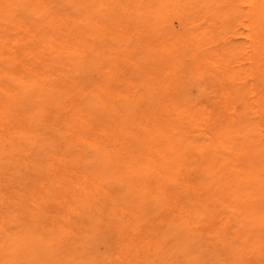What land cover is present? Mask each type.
<instances>
[{
	"label": "rangeland",
	"instance_id": "1",
	"mask_svg": "<svg viewBox=\"0 0 264 264\" xmlns=\"http://www.w3.org/2000/svg\"><path fill=\"white\" fill-rule=\"evenodd\" d=\"M55 1L64 7L63 28L32 0H13L12 14L6 12V3L0 10V264H154L156 256L134 249L142 238L156 231L172 238L174 232L196 229L201 243L197 253L217 264L216 256L225 248L210 234L215 220L207 213L190 216L186 208L168 205L185 192L191 198L182 172L192 181L219 179L220 162H228L246 139L264 157V63L249 58L251 41L238 23L240 16L216 15L217 3L208 8L206 0H91L87 11L79 9L81 0ZM95 16L112 28L106 38L85 28ZM76 17L85 30V43L93 45L91 55L95 46H103L100 58L77 51L68 60L61 52V40L72 37ZM220 19L228 21L227 26L213 24ZM207 30L214 34L205 39ZM68 32L71 35H65ZM215 39L234 50L230 74L207 56ZM237 88L241 93L233 97ZM223 109L235 126L227 138L211 136L209 126L188 115V110L219 115ZM164 127L172 140H182L181 147L165 148L174 166L170 169L178 171L165 182L169 198L163 190L140 189L147 175L135 170L141 167L143 152L164 137ZM181 154L187 162L180 161ZM226 170L232 166L226 164ZM87 178L103 182L108 192L89 191ZM194 194L210 199L213 213L223 217L238 205V200L213 189ZM169 216L176 219L174 231ZM235 242L238 253L257 259L255 234H236ZM43 250L47 256L41 255Z\"/></svg>",
	"mask_w": 264,
	"mask_h": 264
},
{
	"label": "bare ground",
	"instance_id": "2",
	"mask_svg": "<svg viewBox=\"0 0 264 264\" xmlns=\"http://www.w3.org/2000/svg\"><path fill=\"white\" fill-rule=\"evenodd\" d=\"M90 1L91 0H81L79 9H82L83 11H85L88 7H90ZM171 1H174V0H166V3L170 4ZM32 2L33 3L35 2V4H37L36 7H39V4H41V7L45 8L47 12L52 13L55 16V19L57 18L58 25L60 26V28L61 27L63 28L62 24H63V21L65 20V16L63 15L64 7L61 4H57L55 0H32ZM4 3L7 4L5 6L6 12L9 13V14H12V8H13V5H14L13 0H4V2H0V10L3 9V4ZM213 3H217L218 8H219V9H217L215 11L216 15H221V14L226 13L231 18H232V16H236V17L240 16L238 18V23L243 25L244 29L246 28L248 30L247 36L249 37V39L251 41V45L250 46H251V49H252V51H251L252 53L250 54L249 58L251 59L252 62L256 61V62L264 63V0H206V4L207 5L205 3H204V5H206L208 8H211ZM109 4H110V2H109ZM164 10H165V7H164ZM75 21H76L77 25H76V27H75V29L73 31L72 37H70V39H69V38H67L65 36V35H69L70 34V32H68V33H66L64 35L65 36L64 39L61 40V44H62L61 52L63 53L64 57L67 58L68 60H72V58L74 59L72 54L73 53L75 54L77 51H80L81 53L86 54L85 57H90V56L93 55V54L91 55V51H92L91 48H92L93 45H90L89 43H88L89 44L88 45V44L85 43V35H84L85 30L83 28L82 29L79 28V26L81 25L80 18L76 17ZM89 22H90V24L87 21L86 24L88 26L86 25L87 27H85V28L87 30H89L91 28L97 34H99V35H101L102 37H105V38L109 35V32L112 29L111 26L108 25L107 21L101 23L99 21L98 17H96V16H95L94 20H89ZM227 23H228V21L225 22L223 19H220V21L214 22L213 24H218L219 26L224 28L225 26H227ZM27 28H29V27H27ZM161 29H162V27H161ZM238 29L239 28H237V30ZM213 30H214V28H213ZM174 33H175V31H174ZM178 33H180V31ZM213 34H210V31L207 30V31L204 32L203 38L207 39L206 37L208 35L212 36ZM179 36H181V35H179ZM171 37H172V35H171ZM184 37H182V38L184 39ZM235 37H238V35L235 36ZM230 39H231V37H230ZM179 40H178V42H179ZM190 41H191V39H190ZM183 42H184V40H183ZM214 43H215V46H214ZM205 44H207V43L205 42ZM199 45H201V44H199ZM212 46L213 47H210V49H211L210 52L211 53L209 55H207V56H209L210 59L213 62L217 63L220 66V69H221L222 72H224V73L228 72L230 74V71L228 69H229V64L231 62L230 60L231 59L233 60V58L235 56L234 50L232 48H230V47H226L225 44L221 43L220 41H218L216 39H215V42H213ZM228 46H229V44H228ZM170 47H171V45H170ZM205 47H206V45H205ZM239 47H241V46H239ZM199 48H201V46ZM94 49H95L94 51H95L96 55L94 54V56H92V57L93 58H97V59L100 58V55L103 54V51H105L103 46H101V45L95 46ZM175 49L177 50V48H175ZM204 49H206V48H204ZM210 49L208 48V50H210ZM243 50H244V48H243ZM208 53H209V51H208ZM201 54H202V52H201ZM203 54H204V52H203ZM196 55H199L198 57H200V51H197ZM205 55L206 54H204V56ZM189 57H190V55L188 56V58ZM202 58H203V56H202ZM200 60H202V59H200ZM185 62H186V60H185ZM193 65H195V64H193ZM196 65L198 66V64H196ZM210 69H212V68L210 67ZM207 70H209V69H207ZM202 73L203 72H200V74H202ZM164 75H166V73H164ZM216 75L217 74H215V77H216ZM242 75L243 74H241V76ZM111 76H113V75H111ZM200 76H202V75H200ZM234 76L236 77L237 75L234 74ZM177 78H178V76H177ZM92 79H89V80H92ZM76 80H77V78H76ZM78 81H80V80H78ZM171 81L174 82V80H171ZM81 83H83V82H81ZM247 83H249V82H247ZM173 85L175 86V84H173ZM180 85H181V83H180ZM235 85L236 84H234V87H235ZM88 86H90V85H88ZM117 87H118V85H117ZM243 87H244V85H243ZM231 88H233V86ZM245 88H246V85H245ZM254 90H256V89H254ZM237 91L240 92V90H238V88H237L236 93H234L232 95L233 97H235L237 94H239ZM243 91H245V90H243ZM218 93H220V92H218ZM228 94H229V92H228ZM240 95H242V94H240ZM227 96H230V94L226 95V97ZM245 97H246V95H245ZM215 98H217V97H215ZM246 99H248V98H246ZM185 100H187V99H185ZM247 101H246V103H247ZM236 102L237 101L235 99V103ZM236 106H237V104H236ZM239 107L240 108L237 109V110L241 109V106H239ZM253 107H255V106H253ZM179 108H181V107H179ZM181 109H182L181 111L185 110L183 108H181ZM237 110L234 107L232 109V112H236ZM243 110L244 109H242V112H243ZM18 111L20 113V109ZM80 111H81V109L78 112H80ZM188 112H189L188 115H191L190 117L194 120L195 123H197L199 125H202L203 127L205 125L210 127L211 136H219L220 135V136H223L224 138H227V136H228V134L230 132V128L231 127H233V128L235 127V126H233L234 125V120H228L225 117L224 109L220 112L219 115H215L214 114L212 116L210 114L206 115L204 112H192V111H189V110H188ZM178 114H180V113H178ZM241 114L242 113L238 112V115H241ZM253 114L254 113H252V115ZM163 116H165V114H163ZM165 117H167V116H165ZM48 118H50V117L48 116ZM174 118H175V115H174L173 119ZM168 119H169V117H168ZM236 120H238V119H236ZM242 120H244V119L242 118ZM247 121L248 120H244V122H247ZM244 122H242V123H244ZM22 123H23V121H22ZM242 123H240V124H242ZM172 124H174V123H172ZM244 124H246V123H244ZM68 125H70V124H68ZM163 126L164 125H162V123H160L159 127L163 128ZM185 126H187V125H185ZM248 126H250L249 123L246 124V128ZM151 127H153V126H151ZM38 129L40 130V128H38ZM95 129H96V127L94 126V130ZM79 130H80V128H79ZM234 130H235V128H234ZM161 132L164 135V137L162 139L160 137H158L161 140L159 142H157L156 145H154V147L152 145L153 150L149 149L148 152H143V154H144L143 157H141V156L139 157L140 158L139 159V165L141 167L140 168H136L135 170L138 173H142L144 175H147V177L143 180V182H141L143 188H140V189H145L146 190L147 188H151L152 187V188H154L156 190H163L165 192V194L167 195V197L169 198L170 194L168 193V190H167L168 189L167 188L168 184L166 185L165 182H166L168 176H169V178H170V176H172V177L176 176L178 171H174V170L170 169L171 167H174V166L170 164V161H169L170 160V155H169L167 149L165 150V148L168 147V146H171V147L173 146L175 148H177V146L181 147L182 146L181 145L182 144L181 143L182 140L181 139L172 140L171 137H170L171 135L169 134L170 133V129H168V128L166 130V128L164 127V129L161 130ZM32 133H34V132H32ZM61 135H62V133H61ZM27 136H29V134ZM177 136H180V135L177 134ZM247 138H249V137H247ZM263 138H264V136H263ZM139 139H141V138H139ZM188 139H190V138H188ZM62 140L64 141V139H62ZM262 140H264V139H262ZM143 142H144V140H143ZM186 142H187V140H186ZM212 143L214 144V142H212ZM147 145H149V144H147ZM261 146H263V145H261ZM185 148L186 147L183 148V151H185ZM198 149L200 151V155L204 154V150L202 149V146H198ZM154 151L157 152L156 155L154 154L155 153ZM173 151H175V150H173ZM174 153H177V152H174ZM183 153L185 154V152H183ZM185 155L181 154V159H180L181 162H187L188 158ZM129 162L133 163L134 160H129ZM137 163H138V161H137ZM220 163L221 164H220V166L218 168V171L220 172L221 175L219 176V179H217V178H208L207 180L194 179L192 181V180L188 179V177L182 172L183 175H181V178L184 181L186 187L190 189L189 193L192 194L191 198H189L187 196L188 192H185V193H183L181 195L180 199H177V200H174L173 202H171L168 205V209H172V206H176V207H179V208H186V211H187V213L190 216H195L196 212L200 211L201 214L202 213L203 214L207 213L212 219L215 220L216 226L214 228L210 229L211 230L210 234H212L213 237H215V239H218V244L220 245V247H224L225 248L224 249L225 253L221 252V254H218L216 256L217 264H264V229H262V227H261V225L264 224V157L262 155H260L259 149L256 146H254L253 144L248 143V141L246 139L244 145L241 146L236 151V154L234 156H232L231 158H228V162H226V163L220 162ZM226 164H229V165L232 166V170L229 172L230 174L226 170ZM192 175H194V174H192ZM255 178L258 179V182L257 181L254 182ZM84 184L86 185V188H88L89 191L93 190V191H95L97 193L101 192L102 194H104L103 192H108L107 188L103 186V184H104L103 182H100V183L97 184L94 181L91 182V180L89 178H87ZM210 189H213V191L216 192L217 194H219L220 196H227L229 198H232L233 200H238V205H236V210L233 211L231 214L228 213L224 217L222 216L223 213H221V212L217 211V212L213 213L212 208H211L212 207L211 200L208 199V200L204 201L203 198H201V197L199 198V196L197 194H194L195 191L196 192H204V191L210 190ZM108 198L111 200V198L109 196H108ZM217 198L218 197H214L213 196V199L215 201L217 200ZM251 198H254V199H252V201L250 203L249 200ZM235 203H237V202H235ZM48 211H49V209H48ZM35 219H36V217H35ZM127 219L131 220V215ZM169 222H170V225H172V227L170 229L172 231H174V229L177 226L176 219H174L172 216L171 217L169 216ZM128 227L129 226H126L125 230H126V234H128L127 236L129 238V243L134 244L136 242L135 238H130L131 232L128 229ZM73 231H75V230L73 229ZM240 233L241 234H255L256 235V237H257V245H256L255 254L257 256V259L253 260L251 256H247V255H245V253H243V254L242 253H238V248H237V243L235 242V237H236V234H240ZM76 234H77V232H76ZM141 234H143V233L141 232ZM197 234H198V229H196L195 232H192V233H189V234H182V233H178L177 234V233L174 232L172 234V238H171L169 236V234H159V232L156 231L153 234H149L148 239H143L142 238L143 241L140 242L139 244L137 243L136 246H134V249L136 248L135 251H140V255H144V250L147 251L148 253H152V255L154 257L156 256V259H158L154 264H209L206 260H204L197 253V249L201 247V246H199L201 244L199 242L200 238L197 236ZM66 243H68V242L66 241ZM228 245H230V247H228ZM144 247L146 249H144ZM41 255L47 256V252L46 251L44 252V250H43ZM147 263H151V262H147ZM46 264H47V262H46Z\"/></svg>",
	"mask_w": 264,
	"mask_h": 264
}]
</instances>
